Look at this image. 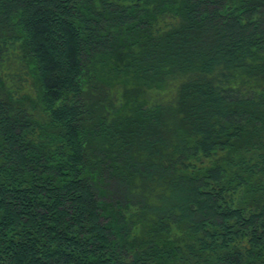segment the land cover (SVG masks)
Listing matches in <instances>:
<instances>
[{
    "label": "trees",
    "instance_id": "obj_1",
    "mask_svg": "<svg viewBox=\"0 0 264 264\" xmlns=\"http://www.w3.org/2000/svg\"><path fill=\"white\" fill-rule=\"evenodd\" d=\"M0 264H264V0H0Z\"/></svg>",
    "mask_w": 264,
    "mask_h": 264
}]
</instances>
